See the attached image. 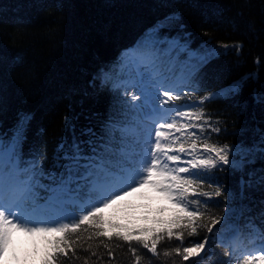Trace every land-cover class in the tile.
Returning <instances> with one entry per match:
<instances>
[{
  "label": "snow or ice",
  "instance_id": "obj_1",
  "mask_svg": "<svg viewBox=\"0 0 264 264\" xmlns=\"http://www.w3.org/2000/svg\"><path fill=\"white\" fill-rule=\"evenodd\" d=\"M187 6L205 7L204 23L220 8ZM184 16L165 13L120 53L119 71L86 41L68 91L103 110L82 112L83 123L65 114L72 135L51 147L26 150L31 113L5 129L10 77L33 71L0 51V264H21L17 233L39 240L23 264H264V54L257 71L213 89L215 61L242 56L244 42L212 44L204 30L197 45ZM217 102L235 118L209 111ZM145 189L177 209L163 227L125 230L106 217Z\"/></svg>",
  "mask_w": 264,
  "mask_h": 264
},
{
  "label": "trees",
  "instance_id": "obj_2",
  "mask_svg": "<svg viewBox=\"0 0 264 264\" xmlns=\"http://www.w3.org/2000/svg\"><path fill=\"white\" fill-rule=\"evenodd\" d=\"M169 2L171 8L159 7L160 0H0V51L22 56L24 67L33 71L31 76L17 71L10 77L5 129L12 127L20 113H31L26 150L39 147L43 141L51 147L62 136L70 138L72 124L65 127V114L73 121L79 117L83 123L82 112L103 110V106L68 91L70 82L78 79L86 41L94 44L97 55L109 67L116 68L120 53L134 47L171 10L184 12L197 45L208 36L213 38L212 44L218 40L244 42L242 56L228 52L215 61L219 71L210 80L213 89L257 71L253 60L264 54V0H198L202 6H220L218 15L208 13L211 19L207 23L201 15L205 7L187 6L193 0ZM105 24L110 26L106 39L99 32ZM204 30H208V36ZM260 74L264 77V69ZM209 111L235 118L232 107L223 102L210 105ZM176 213L175 205L163 194L147 189L105 215L123 229L135 230L161 228V222L171 220Z\"/></svg>",
  "mask_w": 264,
  "mask_h": 264
},
{
  "label": "rangeland",
  "instance_id": "obj_3",
  "mask_svg": "<svg viewBox=\"0 0 264 264\" xmlns=\"http://www.w3.org/2000/svg\"><path fill=\"white\" fill-rule=\"evenodd\" d=\"M34 239L37 243L38 239L30 237L24 233H17L15 234L14 240L16 242L17 251L21 258V264H23V261L26 257H30L34 248ZM10 264H15V261H10ZM29 264H32V261H29ZM35 264H39L37 260H35Z\"/></svg>",
  "mask_w": 264,
  "mask_h": 264
}]
</instances>
